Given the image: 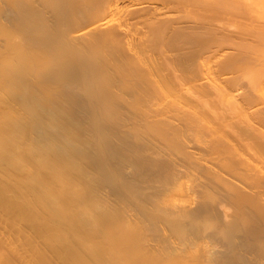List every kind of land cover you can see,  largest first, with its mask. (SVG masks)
<instances>
[{"label":"bare ground","instance_id":"obj_1","mask_svg":"<svg viewBox=\"0 0 264 264\" xmlns=\"http://www.w3.org/2000/svg\"><path fill=\"white\" fill-rule=\"evenodd\" d=\"M0 264H264V0H0Z\"/></svg>","mask_w":264,"mask_h":264}]
</instances>
